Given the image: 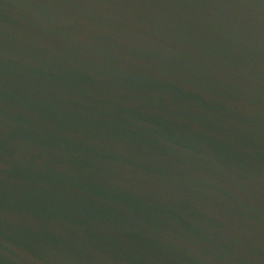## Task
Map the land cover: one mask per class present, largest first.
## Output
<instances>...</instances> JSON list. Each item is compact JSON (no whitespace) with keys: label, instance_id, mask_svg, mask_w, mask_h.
Here are the masks:
<instances>
[{"label":"water","instance_id":"water-1","mask_svg":"<svg viewBox=\"0 0 264 264\" xmlns=\"http://www.w3.org/2000/svg\"><path fill=\"white\" fill-rule=\"evenodd\" d=\"M0 264H264V0H0Z\"/></svg>","mask_w":264,"mask_h":264}]
</instances>
